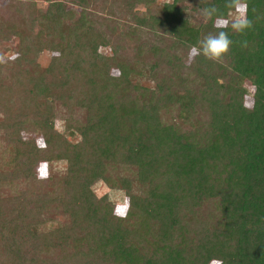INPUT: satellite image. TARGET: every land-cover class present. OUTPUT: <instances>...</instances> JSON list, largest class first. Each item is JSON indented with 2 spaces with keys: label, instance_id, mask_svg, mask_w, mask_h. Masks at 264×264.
Masks as SVG:
<instances>
[{
  "label": "trees",
  "instance_id": "1",
  "mask_svg": "<svg viewBox=\"0 0 264 264\" xmlns=\"http://www.w3.org/2000/svg\"><path fill=\"white\" fill-rule=\"evenodd\" d=\"M93 1L50 0L28 25L0 18V45L17 39L21 87L11 106L0 96V192L39 185L0 193V264H264V0H246L253 28L222 29L233 44L221 62L195 55L188 65L182 51L221 30L191 9L215 5L231 19L225 0L157 11L126 0L146 7L120 33L137 44L131 56L94 19ZM99 179L128 195L122 216L91 190ZM54 214L66 221L52 225Z\"/></svg>",
  "mask_w": 264,
  "mask_h": 264
},
{
  "label": "rangeland",
  "instance_id": "2",
  "mask_svg": "<svg viewBox=\"0 0 264 264\" xmlns=\"http://www.w3.org/2000/svg\"><path fill=\"white\" fill-rule=\"evenodd\" d=\"M50 0H0V18H3L4 20H9L11 22H15V20L23 21L25 25L29 24L31 16H29L30 13H36L38 9L44 10L46 6L48 5ZM166 1L171 0H153L150 7L152 11H157L162 3ZM188 6L189 4L186 3ZM89 11L94 16V19L96 21H103L106 26H103L104 32H106L109 36H111V41L114 45H122L124 48L120 49L119 52L123 53L126 52L128 55H134L135 49L137 47V44L134 40H129L128 38L124 39L120 36V33L125 32L129 29V25L133 23L132 20V14L133 12L137 11H146V7L144 3L136 2L133 4V6H129L126 0H94L89 5ZM68 8L74 9L75 12L79 13L80 8L68 3ZM192 19L195 22H205V20L201 16V12L197 10H192ZM232 16V13L230 14V18ZM108 26V27H107ZM37 26L34 25L33 30L37 31ZM113 29L115 31H113ZM141 40L142 39H150L152 35L145 30V32H142L140 34ZM139 38L137 39L138 42ZM17 39L13 38L8 42H3V44L0 45V52L2 51L4 56L1 57L2 62L0 65V84H1V90H0V96L7 98L8 103L10 106L12 105L11 100L15 98L17 95L19 96L21 94V87L19 84L15 81L17 79V71L13 70V61L14 56L16 55V52H14V49L16 47ZM101 51H103L105 54H110L111 50L110 47H102ZM184 58L183 61L186 65H188L191 62L190 58V49L187 50V52L182 51ZM53 54V53H52ZM51 57V52L49 51H43L37 55L36 62L40 66H45L49 63ZM116 73V71H113ZM15 76V77H14ZM149 84L153 85L152 82H149ZM250 88V86H249ZM9 89V90H7ZM246 101L249 100V96L246 97ZM60 112L56 119V127L60 132H63V128H65V113L67 114V109L65 107L59 106ZM75 118H83L84 113L79 112L77 109L73 112ZM66 135L72 140L75 141L78 137L72 136L66 131L64 132ZM0 135H2V132H0ZM38 143L42 144V140L38 138ZM65 166L64 162H57L54 163V167L58 168L59 170H62L61 168ZM40 167V166H39ZM47 167V164H42L39 168L38 173L39 177H46L42 171L44 168ZM38 170V168H37ZM47 170V169H46ZM110 172L112 175L121 173L119 167H114L110 169ZM41 178L37 180H41ZM17 186L12 183V185H8L3 187L2 191L0 192L3 197L10 196L13 194H16L18 192H24L28 194H32L35 192V190L38 188V182H35V184H27L23 181L18 182L16 184ZM91 190L95 194L97 198H101L103 196H108V200L111 202V205L114 207V212L117 215L122 216L126 209L128 208V195L124 192V190L119 188H111L109 185H107L106 182H104L102 179L97 180L91 185ZM50 217H54L52 219L51 224L56 226L58 222L64 223L66 221V218L61 214H54ZM211 264H217V261L211 262Z\"/></svg>",
  "mask_w": 264,
  "mask_h": 264
},
{
  "label": "clouds",
  "instance_id": "3",
  "mask_svg": "<svg viewBox=\"0 0 264 264\" xmlns=\"http://www.w3.org/2000/svg\"><path fill=\"white\" fill-rule=\"evenodd\" d=\"M224 7L232 10L231 19L224 17L215 5L202 9V18L207 21L215 17L216 20L213 26L221 30L198 41V46H193L190 49V58L195 55H203L208 60L221 62L233 44L228 33L222 29L230 27L236 34H243L253 28V21L247 16L248 5L246 0H225ZM243 46L246 47L247 42H244Z\"/></svg>",
  "mask_w": 264,
  "mask_h": 264
}]
</instances>
